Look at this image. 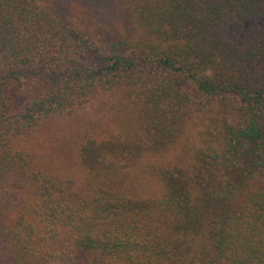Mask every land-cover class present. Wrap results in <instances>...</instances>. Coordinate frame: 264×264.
Listing matches in <instances>:
<instances>
[{"label": "trees", "instance_id": "1", "mask_svg": "<svg viewBox=\"0 0 264 264\" xmlns=\"http://www.w3.org/2000/svg\"><path fill=\"white\" fill-rule=\"evenodd\" d=\"M111 1L126 38L0 0V264H264V0ZM111 91L134 129H84L80 164L131 166L194 120L210 150L194 199L174 175L157 200L84 195L16 146L47 115Z\"/></svg>", "mask_w": 264, "mask_h": 264}, {"label": "rangeland", "instance_id": "2", "mask_svg": "<svg viewBox=\"0 0 264 264\" xmlns=\"http://www.w3.org/2000/svg\"><path fill=\"white\" fill-rule=\"evenodd\" d=\"M49 4L56 16L70 19L92 29L100 26V34L112 33L118 39L126 38L128 27L111 0H38ZM254 21H243L251 31ZM92 127L98 131L128 136L134 129L133 112L120 92L111 91L92 97L82 107L69 112L51 113L41 119L33 132L16 146L29 154L34 168L48 176L68 181L71 187L84 195L95 188L122 193L134 199L157 200L166 192L167 181L178 176L186 189L188 199H194L193 177L210 153L204 132L194 120H188L175 143L159 153H144L131 166L106 171H89L78 159L80 133ZM253 186V180L249 181Z\"/></svg>", "mask_w": 264, "mask_h": 264}]
</instances>
